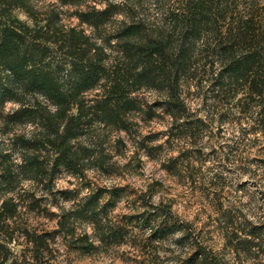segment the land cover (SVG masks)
<instances>
[{"label":"clouds","instance_id":"1","mask_svg":"<svg viewBox=\"0 0 264 264\" xmlns=\"http://www.w3.org/2000/svg\"><path fill=\"white\" fill-rule=\"evenodd\" d=\"M229 4L244 28L264 12V0ZM3 7L33 34L77 36L111 71L80 90L85 111L92 109L83 119L78 102L66 108L41 94L0 105V148L14 176L0 192V211L6 200L18 206L0 223V261L264 264V101L234 84L214 86L232 61L222 63L215 33L190 35L184 0H7ZM0 20L7 24L9 15ZM177 36L183 43L173 54ZM157 46L154 55L166 60L149 58ZM21 109L39 115L8 119ZM65 137L77 153L66 161L74 167L62 163L53 176L60 154L53 145ZM26 155L48 160L46 179L22 171Z\"/></svg>","mask_w":264,"mask_h":264},{"label":"trees","instance_id":"2","mask_svg":"<svg viewBox=\"0 0 264 264\" xmlns=\"http://www.w3.org/2000/svg\"><path fill=\"white\" fill-rule=\"evenodd\" d=\"M7 0H0V16L9 15L7 24L0 20V105L9 100H25L26 95H44L50 103H63L70 107V101L80 104L81 118H86L92 109L85 111V102L79 99L80 90H86L96 85L100 76L108 75L109 68L101 66L99 57L89 54L86 48L81 47V40L77 36L62 33L49 34V32L31 33L23 26L18 25L10 18V14L3 5ZM20 0H12L13 5ZM186 16L184 27L190 28V35L199 36L202 33L213 32L216 35L217 49L222 63L228 64L220 73L221 79L216 80L214 86H220L231 90L234 84L239 91L245 94L260 96L264 101V12L254 15L246 21L247 28L237 22V15L231 8L229 0H184ZM95 20V17H86ZM51 31V30H49ZM183 31V28L180 29ZM86 43V42H84ZM183 41L177 36L168 46L173 52ZM193 44L195 41L192 42ZM159 46L148 53L154 62L166 56L154 55L160 52ZM215 51V50H213ZM182 58L188 60V50L181 52ZM138 63V61H137ZM207 63H211L208 60ZM68 65H71L69 68ZM185 71L193 68V64H180ZM206 71V65L199 69ZM131 73L129 72L128 75ZM227 74L229 80L223 84V78ZM127 79L124 76L118 77ZM131 104H135L133 99ZM39 113L28 109H21L15 115L8 117L11 121L25 122ZM65 117L67 113L63 114ZM59 123H63L59 121ZM72 123L68 121V136L73 135ZM65 141L59 145H53L60 153L52 161L51 173L56 174L62 163H67L69 168L74 167L70 162L76 159L77 153L74 148L67 146ZM20 142V140H17ZM25 147L42 148V143ZM9 155L0 151V169L4 171L0 175V192L11 189L14 176ZM27 167L22 171L26 175L43 181L48 177V160L41 161L39 156H25ZM46 184V185H50ZM18 206L11 200H6L3 211H0V223H6L9 218H15ZM10 235V234H9ZM2 247V246H0ZM5 264V261H0Z\"/></svg>","mask_w":264,"mask_h":264},{"label":"rangeland","instance_id":"3","mask_svg":"<svg viewBox=\"0 0 264 264\" xmlns=\"http://www.w3.org/2000/svg\"><path fill=\"white\" fill-rule=\"evenodd\" d=\"M0 143H2V142H0ZM16 143L19 144L20 142L17 141ZM0 151L3 152L2 148H0ZM53 176H55V174H53ZM50 185H51V182H50ZM50 185L49 186L48 185H45V188L47 189L48 187H50ZM29 199L35 200V198L34 197H31V196L29 197ZM26 206L28 207L29 211L36 210L37 208H39V202H35V203L31 204V205H28L26 203ZM13 264H17V262L16 261H13Z\"/></svg>","mask_w":264,"mask_h":264}]
</instances>
